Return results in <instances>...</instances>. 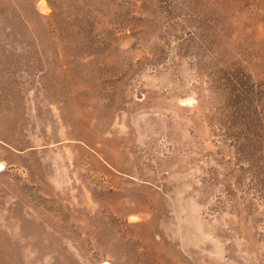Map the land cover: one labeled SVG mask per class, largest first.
I'll use <instances>...</instances> for the list:
<instances>
[{
  "label": "rangeland",
  "instance_id": "1",
  "mask_svg": "<svg viewBox=\"0 0 264 264\" xmlns=\"http://www.w3.org/2000/svg\"><path fill=\"white\" fill-rule=\"evenodd\" d=\"M0 264H264V0H0Z\"/></svg>",
  "mask_w": 264,
  "mask_h": 264
}]
</instances>
